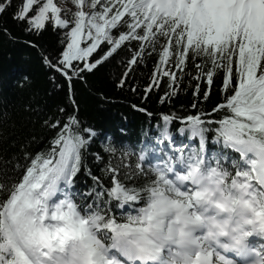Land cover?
I'll return each mask as SVG.
<instances>
[{
	"label": "snow or ice",
	"instance_id": "6c2138e0",
	"mask_svg": "<svg viewBox=\"0 0 264 264\" xmlns=\"http://www.w3.org/2000/svg\"><path fill=\"white\" fill-rule=\"evenodd\" d=\"M9 9L25 33L58 32L41 60L68 106L44 121L48 142L0 175V264H264V0H0ZM117 57L118 87L151 61L143 98L191 87L193 111L163 114L134 145L107 138L105 159L89 152L98 133L73 82ZM174 119L188 143L173 144ZM82 173L92 184L79 189Z\"/></svg>",
	"mask_w": 264,
	"mask_h": 264
},
{
	"label": "trees",
	"instance_id": "16d2710c",
	"mask_svg": "<svg viewBox=\"0 0 264 264\" xmlns=\"http://www.w3.org/2000/svg\"><path fill=\"white\" fill-rule=\"evenodd\" d=\"M20 2L15 0L17 5ZM10 13L11 9L9 13L0 15V27L6 25L15 37L10 39L0 32V175L5 169L8 175H13V166L17 162L25 163L21 152L23 146L30 145L28 150L36 151L48 142L51 132L44 126V121L57 115L58 106H68L66 86L53 90L49 81L51 73L41 60L43 49L51 51L57 48L58 32L48 29L39 35L25 33ZM28 40L34 41L39 47L29 46L25 43ZM121 56H124L123 52ZM119 59L117 57L104 63L87 74L83 82H73L79 117L85 127H94L98 133L89 152H100L105 159L107 157L102 149L103 144L108 142L107 138H111L118 148L134 145L146 137L154 138L158 126L163 123V114L175 113L177 117H182L193 111L190 108L193 103L191 87L182 88L178 95L165 103L158 99L164 91L163 84L148 99L143 98L141 93L151 72V61L136 67L134 79L128 82V85H139L137 92L133 93L128 85L118 87L116 81L124 71ZM216 99L214 89L211 100ZM132 105L146 108L152 115L138 111ZM201 107L207 110L208 103H202ZM177 125L179 123L174 119L170 122V130ZM14 156L17 159H13ZM88 159L90 167L96 171L97 162L91 155ZM91 184L87 175H79V189Z\"/></svg>",
	"mask_w": 264,
	"mask_h": 264
},
{
	"label": "rangeland",
	"instance_id": "374dc122",
	"mask_svg": "<svg viewBox=\"0 0 264 264\" xmlns=\"http://www.w3.org/2000/svg\"><path fill=\"white\" fill-rule=\"evenodd\" d=\"M179 127H180V126H178V128L174 130V133H175V136H176L178 139H182V138H184V137L186 136L187 133H186V132H185V133H180V132L178 131ZM214 146H215V145H214ZM215 147H216V146H215Z\"/></svg>",
	"mask_w": 264,
	"mask_h": 264
}]
</instances>
